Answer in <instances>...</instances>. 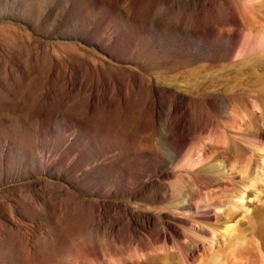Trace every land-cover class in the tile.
I'll return each mask as SVG.
<instances>
[{"label":"rangeland","instance_id":"obj_1","mask_svg":"<svg viewBox=\"0 0 264 264\" xmlns=\"http://www.w3.org/2000/svg\"><path fill=\"white\" fill-rule=\"evenodd\" d=\"M176 1L0 0V264H264V138L249 136L264 128V48L201 60L184 34L175 48L210 20ZM242 1L216 25L264 30ZM181 133L227 157V184L154 170ZM175 187L217 206L211 237L172 214ZM112 205L157 224L111 233Z\"/></svg>","mask_w":264,"mask_h":264},{"label":"bare ground","instance_id":"obj_2","mask_svg":"<svg viewBox=\"0 0 264 264\" xmlns=\"http://www.w3.org/2000/svg\"><path fill=\"white\" fill-rule=\"evenodd\" d=\"M222 2H226V0H177L176 3L179 4L181 8L184 7L185 9H192L196 11L198 15H201L205 19L209 18L210 20L207 22V26L196 27L192 24L193 26L188 28L187 30L178 29L176 34L174 33L175 35H173V31L169 30L173 36H176L175 38L179 40L178 42L180 43V45L177 44L174 45V47L178 49L180 48V46H183V43L180 42L182 40L180 39V35L182 36V34H184L186 37V41H191L194 45V49H192L194 53L193 55L197 56L198 58H201V60L209 61L226 58L228 59L231 57L240 58L244 55H248L252 52H255L260 47L264 48V30L252 27H244L245 25H243V21L245 20H242V16H238L240 26H237V28L235 29L227 30L216 25L219 21L218 18H220L218 15L220 14L218 13V9ZM242 3V7H245V9L249 10L250 13L252 12V14L254 13L256 15L257 11L264 17V8H262V6L264 5L263 0H243ZM159 24L156 25L159 26ZM238 122L237 120H235L234 123H232V131L235 134L237 133V135L238 133L241 134V131L243 130V126L241 125V123ZM180 135V139H177L175 137H167L166 141H164L162 144L160 143L162 145L161 148H163L164 155L157 154L158 150H155L156 152L154 151L155 153L153 154L151 159L153 162L154 170L162 169L164 167H176L179 170L189 171L191 176H193L195 180L200 182V184H227L229 178L224 173V169L228 164L227 157L218 158L214 155L215 153H212V147L209 146L210 144H203L200 141L193 140V138L191 139L188 135L184 133H181ZM249 136L250 140L255 145L261 144L262 139L264 138V128L250 132ZM153 148L154 147L152 146V151ZM137 154H141V152H137ZM143 155L145 156V154ZM129 161L131 162V160ZM128 163L124 164L127 165ZM130 171L122 169L121 173L123 177H126L128 180L137 179V177ZM171 185L170 187L172 189L173 185ZM245 193V190H241L239 192V197L241 198V200L246 199ZM166 198L172 199L173 201L172 204H168V207L172 214H174L175 216H180L183 213H187L188 220L194 218L195 220L198 219L202 221L203 223L199 230L203 233L210 235V237L212 236L211 231L209 230L205 222L211 220L217 215L218 210L216 205L209 202H195L193 198L192 187H175L171 193L167 194ZM246 209L247 208H245V210ZM107 210L114 213L108 230L111 233L115 232L116 227L120 226L124 222L131 231L137 230L138 227H140L142 224H147L148 226H156L157 224V220L155 217H141L136 214L132 215V213L128 214L127 210L123 209L121 206L112 205L108 207ZM169 227L172 230H176L175 225L170 224ZM163 228L167 229L166 226ZM176 232L178 231L176 230ZM178 233L180 234V232ZM196 249V246H194L193 248L191 247V249L189 248V251L187 250L188 253L186 252V250H184V252H186L185 255L188 258L190 256L195 255L197 253ZM160 261L159 263H157L158 261L154 262V264H174L172 262L165 263V261H162V263H160Z\"/></svg>","mask_w":264,"mask_h":264}]
</instances>
